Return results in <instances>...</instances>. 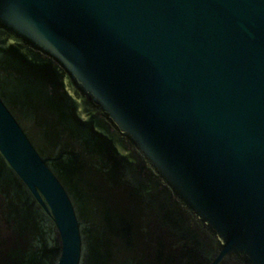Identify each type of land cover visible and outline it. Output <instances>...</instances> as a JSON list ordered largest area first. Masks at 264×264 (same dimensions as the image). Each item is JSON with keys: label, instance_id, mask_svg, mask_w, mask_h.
<instances>
[{"label": "water", "instance_id": "water-1", "mask_svg": "<svg viewBox=\"0 0 264 264\" xmlns=\"http://www.w3.org/2000/svg\"><path fill=\"white\" fill-rule=\"evenodd\" d=\"M0 264H264V0H0Z\"/></svg>", "mask_w": 264, "mask_h": 264}]
</instances>
